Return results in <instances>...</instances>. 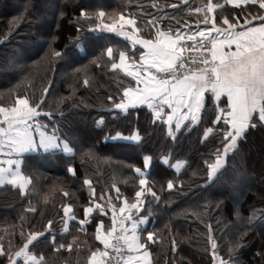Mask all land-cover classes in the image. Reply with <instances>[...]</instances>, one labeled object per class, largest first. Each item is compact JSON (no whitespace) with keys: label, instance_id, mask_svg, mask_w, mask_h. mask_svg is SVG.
<instances>
[{"label":"trees","instance_id":"16d2710c","mask_svg":"<svg viewBox=\"0 0 264 264\" xmlns=\"http://www.w3.org/2000/svg\"><path fill=\"white\" fill-rule=\"evenodd\" d=\"M182 1L0 0V106H12L21 95L37 103L44 97L40 122L48 125L49 134L53 127L60 129L58 135L68 134L76 150L75 155L42 149L22 155V171L33 182L26 196L11 185L0 186V244L6 249L10 243L14 248L20 243L22 230L25 235L29 230L43 232L51 219V232L34 241L29 251L42 257L44 264H87L90 252L102 248L95 240L97 220H91L83 229L72 221L65 232L63 204L72 203L78 219H83V207L90 200V189L83 184L85 176L93 181L97 198L104 194L105 199L99 203L109 196L116 197L113 184L129 202L134 201L139 177L130 165L143 167V156L150 155L153 159L147 178L160 198L147 196L141 211L150 217L147 230L156 235L155 242L148 246L152 264H213L210 235L224 259L231 258L238 264H264V256L260 255L264 252V220L249 222L253 208H264V126L250 129L215 182H208L204 160L215 140L202 142L200 137L214 119V112L209 110L201 125L191 133L182 131L173 140L167 135L166 125L152 122L148 108L130 109L129 113L109 111L107 96H118V81L129 86L130 78L111 70L106 50L112 47L117 58L119 51L132 50L116 33L88 31L90 25L80 17L81 9L90 14L100 10L109 15L131 12L140 18L139 26L147 37V22L157 16L164 28L170 24L182 27L185 22L195 25L197 16H189L188 11L195 0L186 7ZM173 4L177 8L173 9ZM234 11L243 21L246 12L256 13L259 8L249 6L241 12L225 6L217 10L218 22ZM77 27L83 31L78 33ZM50 44L63 55L52 57ZM45 88L49 89L46 94ZM44 112L53 113L52 118ZM100 116L105 122L97 125ZM135 129L142 137L139 142L105 140L117 131L128 136ZM82 148H90L94 155L85 160ZM165 156L168 164L162 163ZM178 161L184 165L176 171L172 165ZM69 162L76 167V176L67 173ZM168 180L174 181L173 189L167 188ZM65 191L69 196L64 195ZM30 205L37 209L35 213L27 211ZM93 217L111 226L110 209L107 215L94 212ZM141 235L146 239L145 233ZM68 244L73 247L69 249ZM237 244L240 246L229 252ZM0 260L6 264V257ZM18 264H24L23 258Z\"/></svg>","mask_w":264,"mask_h":264},{"label":"snow or ice","instance_id":"6c2138e0","mask_svg":"<svg viewBox=\"0 0 264 264\" xmlns=\"http://www.w3.org/2000/svg\"><path fill=\"white\" fill-rule=\"evenodd\" d=\"M187 3L188 0H183V6L186 7ZM225 5H231L241 12L246 7L258 5L259 11L246 12L243 21L234 11L231 16L225 15L218 22L217 9H223ZM171 7L175 9L177 5ZM260 13H264V0H224V4L206 0L203 5L189 9V16H197L195 27L185 22L182 27L173 28L170 24L164 28L162 19L157 16L147 22L149 33L146 38L139 26L140 18L131 12L128 15L123 12L109 15L100 10L90 14L81 9L80 17L90 25L88 31L116 33L125 38L132 48L131 53L119 51L118 58L112 47L106 50L111 70L122 72L125 78H130L129 86L118 81V96H107L111 103L108 110L129 113L130 109L147 107L151 111L152 122L159 121L166 125L167 135L173 140L182 131L191 133L195 130L204 121L205 114L212 110L214 119L210 120V126L203 128L200 139L202 142L215 140L204 160L207 181L214 183L225 168L229 155L239 150V144L248 131L264 126V14ZM176 23L179 25L180 21ZM81 31L83 28L77 27V32ZM55 40L53 36L52 42ZM49 47L52 57L63 55L52 49L51 44ZM136 53H139L138 57ZM84 84L88 85L89 80L85 79ZM48 91V88L44 89L45 94ZM44 103V97L37 103L21 95L12 106H0V186L11 185L19 190L21 196L28 194L33 182L22 171L23 160L13 157L51 148H62L66 154H76L74 141L68 134L58 135L60 129L57 127H53L49 134L48 125L40 122ZM43 115L51 119L53 113L44 112ZM104 122L103 116L96 121L97 125ZM108 139L139 142L142 137L140 131L135 129L128 136L117 131L114 136L105 137L106 141ZM81 151L85 160L94 155L90 148H82ZM142 159L143 167L130 165L135 176L139 177L134 202H129L120 189L112 185L116 197L109 196L108 200H121L122 204L118 211L116 203L110 204V227H106L102 218L93 217L94 212L107 215L108 209L98 202L105 199L104 194L97 198L93 181L87 176L83 184L90 189V200L83 207V219H78L72 203L63 204L61 220L65 232L72 221H77L83 229L91 220H97L95 240L103 248L97 247L91 251L87 264H113L110 249L116 254L115 264H152L148 246L155 242L156 235L147 230L150 217L142 214L141 210L145 208L147 196L156 200L160 197L154 190V183L147 178L153 158L144 155ZM162 163H169L167 156L162 158ZM172 167L179 169L181 162ZM67 173L77 175V169L71 162L67 164ZM174 186V181L168 180L167 188L173 189ZM64 195L69 196V193L65 191ZM27 211L35 213L37 209L30 205ZM257 218L264 220V208H253L249 222ZM52 226L53 221L49 219L43 232L29 230L25 235L22 230L20 243L15 248L11 243L7 249L0 244V257H6V264H18L21 257L24 264H44L43 258L32 254L29 247L50 233ZM141 233L146 234V239ZM52 240L55 243V236ZM209 241L213 264H233L231 258L226 260L219 255L217 243L211 235ZM239 246L230 247L229 252ZM59 247L63 248L64 245L60 244ZM67 247L71 249L73 245L68 244ZM260 255L264 256V252ZM0 264H5V260H0Z\"/></svg>","mask_w":264,"mask_h":264},{"label":"crops","instance_id":"0c3cea01","mask_svg":"<svg viewBox=\"0 0 264 264\" xmlns=\"http://www.w3.org/2000/svg\"><path fill=\"white\" fill-rule=\"evenodd\" d=\"M189 1H193V0H188V2ZM183 2V1H182ZM213 2L214 3H219V4H224V0H213ZM204 3H206V0H202V1H197V0H195V3L194 4H204ZM225 6H228V7H231L232 8V6L231 5H225ZM217 10H219V9H217ZM222 20V19H221ZM159 26V25H158ZM193 27H195V25H193ZM119 36V35H118ZM119 37H121V36H119ZM146 37V36H145ZM121 38H123V37H121ZM147 38V37H146ZM123 39H125V38H123ZM126 40V39H125ZM127 41V40H126ZM128 42V41H127ZM129 43V42H128ZM130 45V44H129ZM131 47V46H130ZM137 47H139V46H137ZM131 50H132V48H131ZM138 55H139V53H138ZM138 55H137V57H138ZM134 82V81H133ZM134 85V84H133ZM141 107H144V106H141ZM145 108H147V107H145ZM167 127V126H166ZM37 139H38V137H37ZM43 151H45L44 149H42ZM50 150H62L63 151V149L62 148H51V149H48L47 151H50ZM33 152H35V151H33ZM64 152V151H63ZM26 153H31V152H26ZM26 153H24V154H26ZM24 154H22V155H24ZM21 157L22 156H20V157H13V158H16V159H21ZM3 158H7V157H3ZM176 164V163H175ZM174 164V165H175ZM183 163H181V167L179 168V169H175L176 171H179L182 167H183ZM143 227V226H142ZM102 248H103V245H102ZM22 258V257H21ZM19 259V258H18Z\"/></svg>","mask_w":264,"mask_h":264},{"label":"built area","instance_id":"2783aa9c","mask_svg":"<svg viewBox=\"0 0 264 264\" xmlns=\"http://www.w3.org/2000/svg\"><path fill=\"white\" fill-rule=\"evenodd\" d=\"M201 5H203V4H194V5L190 6L189 9H190V8H194V7H197V6H201ZM189 9H188V11H189ZM105 207H106L107 209H110L109 204L106 205ZM109 251H110V255L114 258V259H113V264H115L116 254H115V252H112L111 249H110ZM126 253H127V252L125 251L124 254L126 255ZM121 264H122V262H121Z\"/></svg>","mask_w":264,"mask_h":264},{"label":"rangeland","instance_id":"374dc122","mask_svg":"<svg viewBox=\"0 0 264 264\" xmlns=\"http://www.w3.org/2000/svg\"><path fill=\"white\" fill-rule=\"evenodd\" d=\"M134 200H135V198H134ZM132 202H134V201H132ZM111 203H112V201L106 200L103 204H104V206H106L108 204L110 206ZM120 204H122V201L121 200H119V202L117 204V211H118V207H119ZM126 255H127V253H126ZM233 264H238V263H233Z\"/></svg>","mask_w":264,"mask_h":264}]
</instances>
